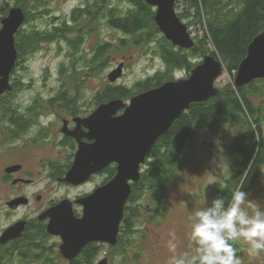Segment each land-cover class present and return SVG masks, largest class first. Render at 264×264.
<instances>
[{"label": "trees", "instance_id": "1", "mask_svg": "<svg viewBox=\"0 0 264 264\" xmlns=\"http://www.w3.org/2000/svg\"><path fill=\"white\" fill-rule=\"evenodd\" d=\"M47 2V0H16L13 4L9 0H0V19L6 17L11 6L20 7L25 12L26 24L29 27L34 19L41 18L47 13ZM84 2L85 5L78 9L81 14L76 17L74 13L76 10L72 12L71 21L64 18L60 23L53 26L48 24L45 28L22 27L16 34L19 60H24L27 53L36 50L42 43H51L55 40L67 43L72 61L68 65L61 64L59 68L63 77L73 78L75 83L72 86L63 84L52 100L63 101L68 109L75 105V101L67 99L71 95L69 90L75 92L79 90L78 87L82 83L80 77L83 74L89 77L100 71L105 63L110 61V56L116 53L113 50L116 47L118 49L125 47L126 50L131 47L132 49L145 47L144 49L150 51L153 56L162 59L164 71L133 87L105 86V98L109 100L110 98L127 99L133 94L147 92L176 81V72H185L189 77L196 64L208 54L220 59L229 71H238L241 62L247 56L249 44L264 32V0H176L177 5L183 2V5L189 6L187 13L180 15L181 21L188 28L194 21L202 20L203 11L207 17L208 32L194 39L196 45L189 50L175 47L166 39L155 22L156 8L148 5L145 0H122V2L118 0V4H116L117 0H84ZM105 28L123 33L118 44L106 42L99 37ZM94 34H98L99 43L89 50L90 56L85 54L83 57L82 50L87 45L85 38ZM209 41L216 52H211L206 45ZM21 67L26 69L25 65ZM19 79H16L17 94L28 86ZM262 97H264V80H255L240 89H233L230 86L219 87V92L214 98L192 104L189 110L171 125V129L158 138L148 154L145 164L147 168L142 173L141 180L133 185V195L129 199L130 204L126 207V215L121 225V229L126 232L125 236L138 234L135 231L138 226L136 220L139 219L142 206L133 208L130 205L137 201L141 202L145 197L150 200L151 214H148L150 220L158 221L157 219L166 218V208L162 204L166 190L187 166L186 157L190 154V144L196 139L200 126L219 135L234 130V135H229L230 144L224 136L222 137V146L228 153L234 171L226 182L227 186L216 189L213 199L219 196L227 202L230 200L231 192L237 188L249 192L264 164V102L262 105H256L252 100ZM37 98H34L32 105L28 106L15 104L14 96H6L4 99L0 106L4 117L2 120L5 122L9 120L14 125L16 131L12 125V130H7L13 132V138L22 137L24 131L29 128L43 125L38 118L43 112L42 99ZM43 128L39 130L41 138L46 136ZM115 173L116 169L113 170V175ZM232 179L236 183L231 189L228 185ZM32 235L31 247L23 240L8 250L0 249V264H58L54 260L57 253L50 243L51 235H48L46 229L42 226L36 227ZM128 240L130 239H120L118 248H124L125 245L126 248L133 246L132 239L129 242ZM116 251L124 256L123 251L119 249ZM100 254L98 247L93 244L86 245L77 259H73L74 261L69 264H95Z\"/></svg>", "mask_w": 264, "mask_h": 264}, {"label": "rangeland", "instance_id": "2", "mask_svg": "<svg viewBox=\"0 0 264 264\" xmlns=\"http://www.w3.org/2000/svg\"><path fill=\"white\" fill-rule=\"evenodd\" d=\"M15 1L16 0H9V2H12L13 4ZM47 1V13H45L41 18L39 17L34 19L29 27L34 26L37 28H45L48 24L53 26L60 23V20L64 18L71 21L72 12L76 10L74 13H76V17H78V9L85 5L84 0ZM110 4L111 2L109 5ZM116 4H118V0ZM177 6L178 9L181 10V13H178L179 17L184 12L187 13V9L189 10V6L187 7L186 4L183 5V2L179 3ZM13 7L14 6H11V8ZM9 10L7 13H9ZM2 19H0V21H2ZM26 25L27 24L25 22L22 27H27L29 29L28 25ZM190 27L195 28L197 31V36L195 38L189 31L188 34H190V37L193 39L202 37L208 32V22L205 11L202 12V20L194 21L191 23ZM0 28H2V25ZM99 35V37L103 38L106 42L118 44L119 38L120 36H123V33L119 30L105 28ZM91 36L85 38L87 45L82 50L84 55L83 57H85V54L90 56L91 51L89 50L95 48V46L99 43L98 34H94L92 37ZM61 42L62 41L55 40V42L51 43H42L36 50L27 53L28 55L25 56L24 60H19L20 56L17 53L18 59L14 69L16 70L17 66H19V68H17L15 77L17 80L20 78L19 80L24 81V83H27L24 85L28 86L18 92V94H14L13 102L20 106H28L32 105L34 98L38 97L40 100L42 99L41 105L43 112L41 113L42 115H40L41 117L39 116L38 118H40L41 123L44 124L34 126L30 129V131L24 133L21 137L22 140H30L29 138H33L41 127L46 129L47 126L49 127V125L54 122V112L58 108H61L60 103L63 101H60L59 99H52L57 96V93L59 92L58 90L61 89L63 84L67 83L69 86H72L75 83V80H72L73 78L68 79L61 75L59 68L62 66L61 64L66 63V65H68L72 61L67 43L65 41L64 43ZM206 45L211 52H216L210 41L206 43ZM124 48L125 47L121 49H118L117 47L114 48L113 50L116 51V53L110 56V61L105 63V66L102 67L100 71H96V74L94 73L89 77L83 74L85 77H80L82 83L78 87L79 90L76 92L69 90L72 95L78 96L75 98V105H78L79 107L82 106L84 98L88 100L93 98L96 93L98 94V92L103 91L107 85L119 87L125 85L133 87L139 82H143L154 77L160 71H164V62L162 59L160 57L153 56L150 51H146V49H144L145 47H134V49L131 47L127 50ZM203 60L204 59L202 58L200 63ZM217 60L223 65L222 72L225 73V71H228L229 73L226 75L228 83H224L222 74L215 85L218 89L219 87L224 88L227 86L236 89L234 83L238 76V71H235L237 75L234 78L233 83H231L229 75L233 76L234 71H229L220 59ZM199 64L196 65L198 66ZM22 65H25L26 69H23L21 67ZM121 65H123L122 75L118 74L119 67ZM109 75L116 79L114 83L110 81ZM186 78L188 77L185 72L175 73V80ZM79 96H81V103ZM252 100L256 105H262L264 97ZM0 112L1 117V114L3 115L1 109ZM233 131L234 130H231L226 134L219 135L211 132L204 126H200L197 136L195 137L196 139L190 144V154L186 157L187 166L180 172L178 179L168 190H166L165 200L162 203L166 208V218L157 219L158 221L150 220V215H148L149 213L151 214L149 205L150 200H148L147 197L143 198L141 202L137 201L136 203H133L130 205L133 208L138 207L139 205L142 206L139 219L136 220L138 226L135 228V231H137L138 234H129L130 236H125V230H121L119 236V238L123 240L130 239L128 242L132 239L134 242L132 243L133 246L126 248L125 245L124 248L120 249L118 248V244L114 247L102 244L103 246L99 248V251L101 252L100 257L95 264H98L106 258L110 259V264H170L173 256L176 258H190L194 253L195 247L194 243L189 238L193 213L210 203L213 199L214 192L218 187L227 186L226 182L229 178H231V174L234 171L228 153L222 146V137L224 136L227 139V143L230 144L229 135H234ZM2 132L4 131L0 128V140H2L4 136ZM11 144H13V142L9 143L7 147L1 149L0 170L3 167L12 164L15 160H20V162L26 165L29 171H34L36 176L35 184L31 188H27L26 192L35 196L40 194L42 196V202L41 204L34 202L32 206L21 209L18 213L6 216V207L4 205L5 198L2 196L6 190H4V188L0 185V235L6 227L12 224V222H15L19 218L23 217L25 214H31V217L37 219L40 212L43 211L44 208L49 207L51 202L60 200L65 196L75 198V196L80 193L90 191L100 182L99 178L95 179L93 180V183L83 189H71L62 187L57 183H50L44 175V173L47 172V167H42V164L47 165L48 162L42 163L43 161L40 162L38 159H35L34 156L27 158L21 157L22 159L14 158L15 154L13 153V149L5 150L10 147ZM3 151L4 153H2ZM39 151L42 152H38L37 150L38 154L44 157L49 153V150H46L45 147L39 149ZM56 154H58V151H56ZM50 160L55 162L56 157H51ZM67 164L68 161H59L56 163V168H58L61 173L60 176H63L67 171ZM146 168L147 166L145 165L142 168L141 173H144ZM258 174V178L247 193L251 201L264 207V164L261 166L260 173ZM235 183V180L232 179L228 186L232 189V187L235 186ZM39 205H42L43 208L37 209ZM127 206L129 205L127 204L126 207ZM133 211L134 209L132 212ZM53 241L57 244L56 247H58V249L54 250L57 253L54 260H56L58 264H69L70 261L65 260L60 253L59 246L62 244L61 239L59 237H53ZM169 241H172L176 245L174 252L170 251L168 248ZM232 243L237 249V255L241 259V264H264V253L259 256H251L248 254L247 245L242 241H234ZM114 249L123 251L124 256L117 253Z\"/></svg>", "mask_w": 264, "mask_h": 264}, {"label": "water", "instance_id": "3", "mask_svg": "<svg viewBox=\"0 0 264 264\" xmlns=\"http://www.w3.org/2000/svg\"><path fill=\"white\" fill-rule=\"evenodd\" d=\"M145 1L156 8L155 22L175 47L189 50L196 45L188 34L189 28L177 14L176 0ZM25 22L26 15L20 7L10 8L1 21L0 96L13 90L9 79L18 59L16 34ZM203 59L188 78L143 92L133 97L129 105L113 100L100 106L87 120L94 143L80 145L72 168L60 182L80 185L111 163L117 165V174L92 195L76 201L84 207L82 218L76 217L70 200L62 201L42 216L50 220L48 233L62 238L60 251L65 260L72 262L86 245L94 242L117 246L132 184L141 180L148 152L192 104L206 102L219 92L215 84L223 74V65L211 55ZM122 71L123 65L118 74L122 75ZM111 75L110 81L114 83L116 79ZM255 80H264V32L249 44L247 56L238 69L235 88H243ZM123 109L124 113L117 116ZM22 229L21 225L8 229L0 244L18 238ZM98 264H109L108 259Z\"/></svg>", "mask_w": 264, "mask_h": 264}, {"label": "flooded vegetation", "instance_id": "4", "mask_svg": "<svg viewBox=\"0 0 264 264\" xmlns=\"http://www.w3.org/2000/svg\"><path fill=\"white\" fill-rule=\"evenodd\" d=\"M79 12L80 11H78L77 13ZM80 14L81 13H79V15ZM17 68H19V66H17ZM17 68L16 70L15 69L13 70L12 73L14 74L11 73V76L9 79L10 85L13 87V90L2 93V95L0 96V106L4 102V99L6 98V96L8 97L14 96L15 92H17L15 90L16 82H17V80H15L16 79L15 75L17 73ZM70 93L71 92H69V94ZM105 94H106V91L103 90V91L98 92V94L96 93L93 96V98L89 100L84 98L83 101L81 100V96H79L80 103L82 101V106L80 107L78 105H73V107L68 109L65 107L64 102L60 103L61 108H58L54 112V117H53L54 122L51 123L49 127L46 125L47 126L46 129L43 128L44 129L43 131L46 134L44 138H41L39 136L40 129L38 130L36 135L33 138H29L30 140L28 141H26V139L22 140L21 137L13 138L14 136L12 135L13 132L12 131L7 132V130L8 129L12 130L11 125L12 127L14 125L11 124V121L9 120H7L6 122L5 120H2L4 119V117L1 114L0 128L3 129L4 132L2 133L4 136L2 140H0V152L2 148L7 147L9 143L13 142V144H11L10 147H8L5 150L13 149L14 150L13 153L15 154L14 158H17V159H22L21 157L27 158L30 156L32 157L34 156L35 159H38L40 162L43 161L42 163L48 162L47 165L42 164L43 168L47 167L46 169L47 172L44 173L46 179L50 181V183H57V184H60L62 187H67L71 189L72 188L83 189V188H86L89 184L93 183L94 182L93 180L95 179L99 178L100 182L99 184H96L93 187V189H91L90 191H85L83 193H80L77 196H75V198H71V197L69 198L65 196L61 198L60 200L51 202L49 207L45 206L46 208H44V210L40 212V214L37 216V219L31 217V214H25L23 217L19 218L15 222H12V224H10L8 227H6L3 230V233L0 235V239L2 238V235H4V233L8 229L16 225H21L23 227L21 234L16 239L8 241L5 244H0V249L8 250L12 248L13 245L23 240L25 243L27 242V246L31 247V240H32L31 237L33 236L32 234H33L34 228L42 226L48 232L47 228H48V224L50 223L49 222L50 220L49 218L42 219V216L50 208L55 207L56 205L60 204L64 200H70L73 203L72 208L75 212L76 217L82 218L84 216V207H82V205L76 204V201L81 198H86L92 195V193H94L97 189L111 182L113 178L116 176L117 174L116 166L117 165L111 163L108 166H105V168L100 170L98 173L93 174L86 182L80 185H71V184L60 182L61 179H64L66 177L70 168H72L73 163L75 162L76 157H77L76 154L80 150V145L81 144L82 145H92L94 143L93 142L94 140L90 139L91 130L87 126L86 122L87 120L90 119L91 115H93L100 108V106L104 104H109L111 103V101L114 100L112 98H110V100L106 99ZM139 94H142V93L133 94L129 96L127 99H123L122 102H125V104L129 105L130 104L129 101L133 97L138 96ZM72 96L73 95L71 94L70 96H68L67 99L70 101L72 99V101L74 102L75 98H77L78 96L77 95H75L77 97L75 96L72 97ZM0 109L2 110L1 107ZM123 113H124V109L118 112V114L116 115L121 116V114ZM30 129L32 128L27 129L26 131H24V133L30 131ZM14 130L16 131L15 128ZM41 133L42 132H40V135ZM43 147H45L46 150L47 149L49 150L48 155L45 157L38 154V152H42V151H39V149ZM4 151L2 153H4ZM56 151H58V154H56ZM51 157L52 158L56 157V161L53 162L52 160H50ZM59 161H68V164H69V165L67 164V168H66L67 171L64 173L63 176H60L61 173L60 171H58L59 169L56 168L57 167L56 163ZM114 169H116L115 175H113ZM34 173H35L34 171H29L26 165L20 162V160H15L14 162H12V164L3 167L0 170V185L4 188V190H6V192L2 195L4 196L3 198H5L4 205L6 207V210H5L6 216L14 215L18 213L21 209H25V208H28L29 206H32L34 202L41 204L42 196L40 194L35 196V195L29 194L26 192L27 188H31L35 184L36 176ZM133 185L134 184H132V191L134 189ZM132 195H133V192L131 194V197ZM129 203L130 202L128 201V204ZM42 208L43 206L39 205L37 209H42ZM48 235H50V233H48ZM53 237H59V236L51 235L50 243H52L51 245H53V249L55 250V249H58V247H56L57 244L53 241ZM59 238L62 241V238L61 237ZM119 242H120V238L118 239V243ZM91 244H93V246H96L98 248L104 245V244L102 245V243H97V242H94ZM108 263L110 264V259H108Z\"/></svg>", "mask_w": 264, "mask_h": 264}, {"label": "clouds", "instance_id": "5", "mask_svg": "<svg viewBox=\"0 0 264 264\" xmlns=\"http://www.w3.org/2000/svg\"><path fill=\"white\" fill-rule=\"evenodd\" d=\"M189 238L194 253L190 258L173 256L170 264H241L234 241L246 244L251 256L264 253V207L237 188L229 201L218 196L193 213ZM168 248L174 252L176 245L169 241Z\"/></svg>", "mask_w": 264, "mask_h": 264}, {"label": "built area", "instance_id": "6", "mask_svg": "<svg viewBox=\"0 0 264 264\" xmlns=\"http://www.w3.org/2000/svg\"><path fill=\"white\" fill-rule=\"evenodd\" d=\"M176 11H177V13H181V10L178 9V6H177V8H176ZM189 31H190V34H193V37H194V38L197 36V34H196L197 31H196L195 28L190 27V28H189ZM228 73H229L228 71H225V73H223V76H222V79L224 80V83H225V84L228 83V82H227V79H226V75H227ZM236 75H237V73H236L235 71H234L233 76L229 75V78L231 79V83H233V80H234V78L236 77Z\"/></svg>", "mask_w": 264, "mask_h": 264}]
</instances>
